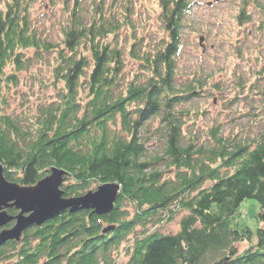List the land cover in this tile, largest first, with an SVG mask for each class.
Instances as JSON below:
<instances>
[{
    "label": "trees",
    "instance_id": "obj_1",
    "mask_svg": "<svg viewBox=\"0 0 264 264\" xmlns=\"http://www.w3.org/2000/svg\"><path fill=\"white\" fill-rule=\"evenodd\" d=\"M34 1L0 0L3 175L26 187L59 168L65 198L111 182L119 195L109 213L66 210L29 226L18 241L0 245V264H264V132L253 139L218 135L216 127L204 139L185 132L198 116L186 107L210 92L205 75L191 71L181 82L180 28L191 1L159 0L158 27L148 30L130 0H93L91 8L70 0L58 41L34 15ZM247 6L242 0L239 27L252 22ZM255 27L264 34V21ZM255 59L253 72L234 74L233 91L264 92V61ZM42 64L53 95L33 111L10 112L8 88ZM148 134L163 150L152 162ZM155 160L172 176L149 170ZM250 198L259 207L255 233L239 222ZM179 214L177 231L161 232ZM150 223L154 229L144 233Z\"/></svg>",
    "mask_w": 264,
    "mask_h": 264
},
{
    "label": "rangeland",
    "instance_id": "obj_2",
    "mask_svg": "<svg viewBox=\"0 0 264 264\" xmlns=\"http://www.w3.org/2000/svg\"><path fill=\"white\" fill-rule=\"evenodd\" d=\"M69 1H34V15L43 17L44 24L50 29L49 33L53 41L61 38L60 26L61 22L65 21V10L71 7ZM131 1L135 15L143 21L139 24L143 26L145 24L148 30L150 28L156 30L158 27L157 14L160 11L159 0ZM190 1V9L182 18L183 26L180 28L182 52L177 61L182 72H186L181 82L185 83L189 80L188 75L191 71L201 77L205 75L206 81L209 82L207 88H210L208 89L210 92L206 91L208 94L186 107L194 110L193 113L198 116L194 117L189 124L184 125L185 132H191V135H198L204 139L208 136L210 129L216 127L218 135H235V139H253L264 132V92L259 93L258 90L236 92L232 88L234 83H237V77L235 78L234 74L244 73L246 76L258 66L255 59L256 53L264 61V34L255 30V26L264 21V11L255 7L252 0H246L247 10L253 19L251 23L239 27L236 15L242 7V0ZM258 1L260 5H264V0ZM84 3L91 8L93 0H84ZM40 26L47 30L46 26ZM132 68L133 65L129 63L127 71L132 72ZM29 69V71H21L18 84L8 88L7 102L10 112L33 111L40 100H48L50 95H53V90L48 86L50 69L44 64L40 67L31 66ZM214 84H218L220 89H211ZM147 136L152 138V141L155 139L150 134ZM151 143H148L145 155L148 162H152V158L157 159L163 152L161 143L155 140ZM155 168L165 172V176H172V170L167 169L164 161L162 163L155 160L149 170L153 171ZM240 208V224L248 226L255 233L258 226L257 218H255L259 210L257 202L252 198L247 199L242 202ZM181 216L182 214H179L173 220L161 225L159 227L161 232H176ZM152 229L154 225L150 223L143 231L148 233ZM139 231L140 229L137 230ZM255 241L253 237V242ZM247 244V242H242L238 244V248L242 251ZM118 257L120 262L125 261L123 251Z\"/></svg>",
    "mask_w": 264,
    "mask_h": 264
},
{
    "label": "water",
    "instance_id": "obj_3",
    "mask_svg": "<svg viewBox=\"0 0 264 264\" xmlns=\"http://www.w3.org/2000/svg\"><path fill=\"white\" fill-rule=\"evenodd\" d=\"M64 175V170L52 168L35 185L24 187L8 181L0 164V245L7 240L18 241L29 226H38L66 210L92 209L97 215L112 211L119 194L117 183H104L80 197L65 198L61 191ZM9 207L18 209L16 216L8 213Z\"/></svg>",
    "mask_w": 264,
    "mask_h": 264
}]
</instances>
